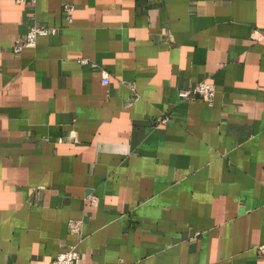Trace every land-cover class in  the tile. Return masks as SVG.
Here are the masks:
<instances>
[{
  "label": "crops",
  "instance_id": "obj_1",
  "mask_svg": "<svg viewBox=\"0 0 264 264\" xmlns=\"http://www.w3.org/2000/svg\"><path fill=\"white\" fill-rule=\"evenodd\" d=\"M33 21L59 31L15 53ZM204 80L213 106L181 98ZM263 243L264 0H0V264H264Z\"/></svg>",
  "mask_w": 264,
  "mask_h": 264
},
{
  "label": "built area",
  "instance_id": "obj_2",
  "mask_svg": "<svg viewBox=\"0 0 264 264\" xmlns=\"http://www.w3.org/2000/svg\"><path fill=\"white\" fill-rule=\"evenodd\" d=\"M21 2L30 3L32 5L36 4L37 0H20ZM75 11V5L67 3L63 6V12L65 19L68 24L73 22V13ZM57 28H51L46 25L39 24L36 21H33L28 29L27 36L25 40L18 42L14 47L15 53H21L26 47H33L36 45L37 40L41 36L55 35L58 33ZM84 60L83 62H85ZM111 80L109 72L106 70L102 71V82L108 84ZM180 96L184 100H196L200 99L204 101L208 106H213L216 98V86L214 83L204 80L198 82L191 86L187 90H183L180 93ZM168 118L158 119L159 122H166ZM90 202L95 204L96 199L91 198ZM83 228V222L81 220H74L69 222V230L73 234H81ZM258 252L260 258L264 261V243L258 247ZM80 259V252L77 245L69 246L65 251L61 252L53 261L49 264H78Z\"/></svg>",
  "mask_w": 264,
  "mask_h": 264
}]
</instances>
